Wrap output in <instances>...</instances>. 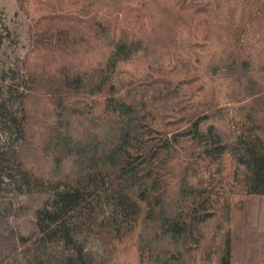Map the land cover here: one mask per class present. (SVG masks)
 Here are the masks:
<instances>
[{
  "label": "trees",
  "instance_id": "1",
  "mask_svg": "<svg viewBox=\"0 0 264 264\" xmlns=\"http://www.w3.org/2000/svg\"><path fill=\"white\" fill-rule=\"evenodd\" d=\"M18 3L37 40L8 66L0 14V264H232L264 195V0Z\"/></svg>",
  "mask_w": 264,
  "mask_h": 264
},
{
  "label": "rangeland",
  "instance_id": "2",
  "mask_svg": "<svg viewBox=\"0 0 264 264\" xmlns=\"http://www.w3.org/2000/svg\"><path fill=\"white\" fill-rule=\"evenodd\" d=\"M0 14L7 28H10L15 42L5 44L2 52L6 54L7 65L22 59L35 44L37 33L33 28L34 20L20 8L18 0H0ZM116 16L112 12L102 13L93 18L94 25L109 23ZM4 59V57H3ZM0 58V66H3ZM128 79L126 75H123ZM117 80V79H116ZM45 200L44 195L22 196L19 203L30 205L29 212L13 219V224L24 232L33 227L34 209ZM232 264H264V195H247L242 205L233 211Z\"/></svg>",
  "mask_w": 264,
  "mask_h": 264
}]
</instances>
